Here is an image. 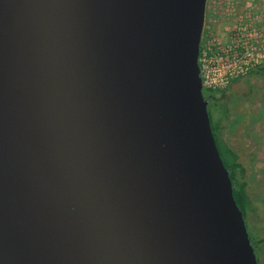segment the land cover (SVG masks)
<instances>
[{
  "label": "water",
  "instance_id": "95a60500",
  "mask_svg": "<svg viewBox=\"0 0 264 264\" xmlns=\"http://www.w3.org/2000/svg\"><path fill=\"white\" fill-rule=\"evenodd\" d=\"M207 0H0V264H258L212 132Z\"/></svg>",
  "mask_w": 264,
  "mask_h": 264
},
{
  "label": "rangeland",
  "instance_id": "374dc122",
  "mask_svg": "<svg viewBox=\"0 0 264 264\" xmlns=\"http://www.w3.org/2000/svg\"><path fill=\"white\" fill-rule=\"evenodd\" d=\"M218 42L227 51L224 67L233 66V52L241 45L264 54V0H207L200 53ZM256 68L234 77L222 89L223 96L221 90L210 93L213 98L203 94L220 144L243 168L238 174L245 182L246 229L251 243H256L258 264H264V71L255 73Z\"/></svg>",
  "mask_w": 264,
  "mask_h": 264
},
{
  "label": "built area",
  "instance_id": "2783aa9c",
  "mask_svg": "<svg viewBox=\"0 0 264 264\" xmlns=\"http://www.w3.org/2000/svg\"><path fill=\"white\" fill-rule=\"evenodd\" d=\"M224 46L218 42L214 43L212 50L199 52L198 65L203 89L222 90L234 77L256 68L263 62V53L256 54L251 46L241 45L233 52V66L224 67L228 61ZM235 68L237 71L233 72Z\"/></svg>",
  "mask_w": 264,
  "mask_h": 264
},
{
  "label": "trees",
  "instance_id": "16d2710c",
  "mask_svg": "<svg viewBox=\"0 0 264 264\" xmlns=\"http://www.w3.org/2000/svg\"><path fill=\"white\" fill-rule=\"evenodd\" d=\"M262 71H264V62L261 63L260 65H258L257 68L255 69V71H253V72L260 73ZM253 72H251V73H253ZM203 91L207 92V95L209 98L210 97L213 98L210 93L216 92L212 89H203ZM220 92H221V96H223L225 91L221 90ZM209 119H210V124H211L212 132H213V135H214V138L216 141L217 148L219 150V153H220V156H221L222 161L224 163V166L226 167V169L229 173V177L232 181L234 199H235L238 207L240 208V210L243 213V206H244L245 202L247 201L245 188H244L245 182L241 181L239 174H238L240 171L243 170V168H242L241 164L235 160V156H234V160H232V161L230 160L229 157H231V155H233V154L228 149H225L224 145L220 144L219 137H217L215 129L212 125V119H211L210 114H209ZM220 146L222 149L220 148ZM243 217L245 218L244 213H243ZM261 242H264V239ZM254 245L256 246V243ZM254 245H253V247H255Z\"/></svg>",
  "mask_w": 264,
  "mask_h": 264
}]
</instances>
